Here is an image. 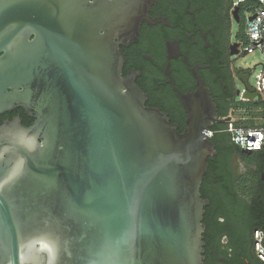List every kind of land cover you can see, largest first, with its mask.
<instances>
[{
    "label": "water",
    "instance_id": "1",
    "mask_svg": "<svg viewBox=\"0 0 264 264\" xmlns=\"http://www.w3.org/2000/svg\"><path fill=\"white\" fill-rule=\"evenodd\" d=\"M156 1L0 0V114L35 117L0 122V264H205L206 131L229 118L196 69L183 132L123 75Z\"/></svg>",
    "mask_w": 264,
    "mask_h": 264
},
{
    "label": "flooded vegetation",
    "instance_id": "2",
    "mask_svg": "<svg viewBox=\"0 0 264 264\" xmlns=\"http://www.w3.org/2000/svg\"><path fill=\"white\" fill-rule=\"evenodd\" d=\"M237 1L157 0L148 12L153 22L144 20L138 41L121 46L126 56L123 75L134 76L147 96L146 105L166 112L171 122L179 125L180 132L186 129L188 114L179 92L190 93L197 89V79L193 74L195 69L210 89L218 114L230 95L235 90L237 93L238 76L249 73V79L251 77V70L238 71L243 68L237 67L233 61L232 45L239 44L238 55H241L245 44L244 36L237 35L235 41L232 36V23L236 20L234 11L237 7L239 23L241 25L242 20L245 23L244 15L241 17L240 12L243 3L235 4ZM251 5L247 3L246 9ZM171 51L177 56L170 57ZM18 116L25 125L35 121L31 113L17 106L0 114V122ZM224 117L219 114V118ZM251 155L242 151L234 154L232 168L237 178L255 168L247 164V158ZM219 260L223 259L219 257Z\"/></svg>",
    "mask_w": 264,
    "mask_h": 264
},
{
    "label": "trees",
    "instance_id": "3",
    "mask_svg": "<svg viewBox=\"0 0 264 264\" xmlns=\"http://www.w3.org/2000/svg\"><path fill=\"white\" fill-rule=\"evenodd\" d=\"M246 7L247 3L241 5V17ZM228 18L230 20L229 13ZM238 35L244 36L247 42L243 20ZM259 105L264 107V103L236 102L235 90L219 114L224 117L234 108L241 112L245 108L256 109ZM242 124L246 123L237 122V125ZM249 124L254 122L249 121ZM225 127L226 124L212 127L217 130L211 139L218 154L208 159V172L201 187L202 197L210 200L203 220L206 225L205 264H264L255 250V231H264V149L247 158V164L255 168L237 178L232 160L241 148L232 141L230 133L222 131ZM246 192L250 194L248 198L243 195Z\"/></svg>",
    "mask_w": 264,
    "mask_h": 264
},
{
    "label": "built area",
    "instance_id": "4",
    "mask_svg": "<svg viewBox=\"0 0 264 264\" xmlns=\"http://www.w3.org/2000/svg\"><path fill=\"white\" fill-rule=\"evenodd\" d=\"M254 2V3H252ZM249 3L252 4L244 12L245 27L247 42L244 44L241 50V55L252 54L256 51H260L264 57V0H238L235 4ZM233 11L231 15L233 18ZM251 16H255L253 20H250ZM248 92L247 87L240 90L239 100L236 102L243 103H264V68L256 75V84L254 86V92L257 95L250 99L246 96ZM259 99H256L257 97ZM242 117L236 118V114L240 113L239 110L233 109L228 116L229 118L225 123L226 127L222 131H226L231 134L232 141L237 144L241 149L250 151H262L264 149V107L259 105L256 109L250 110L249 108L242 109ZM243 121L246 124L237 125V122ZM249 121H253L254 124H249ZM217 130L210 128L206 131L207 136L212 138L216 134ZM255 250L257 255L264 260V231H255Z\"/></svg>",
    "mask_w": 264,
    "mask_h": 264
},
{
    "label": "rangeland",
    "instance_id": "5",
    "mask_svg": "<svg viewBox=\"0 0 264 264\" xmlns=\"http://www.w3.org/2000/svg\"><path fill=\"white\" fill-rule=\"evenodd\" d=\"M241 25L238 21L234 20L232 23V36L233 40L235 41L237 38L238 33L240 32ZM233 61L237 67L243 68V69H249L251 70L252 74L249 79V83L254 87L256 84V75L261 72V70L264 68V57L260 51H256L252 54H246V55H234ZM246 86L240 79H236V88L238 90L244 89ZM258 96L256 99H259ZM236 99L239 100V95L236 93ZM241 111L240 113L236 114V118L242 117ZM253 182L251 183V185ZM250 185V187H251ZM246 198L249 197V193L246 192L243 194Z\"/></svg>",
    "mask_w": 264,
    "mask_h": 264
}]
</instances>
